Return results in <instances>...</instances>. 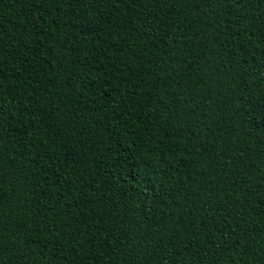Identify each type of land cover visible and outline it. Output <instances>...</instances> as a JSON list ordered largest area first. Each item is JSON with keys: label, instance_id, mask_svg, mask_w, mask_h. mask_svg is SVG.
<instances>
[{"label": "trees", "instance_id": "16d2710c", "mask_svg": "<svg viewBox=\"0 0 264 264\" xmlns=\"http://www.w3.org/2000/svg\"><path fill=\"white\" fill-rule=\"evenodd\" d=\"M0 264H264V0H0Z\"/></svg>", "mask_w": 264, "mask_h": 264}]
</instances>
